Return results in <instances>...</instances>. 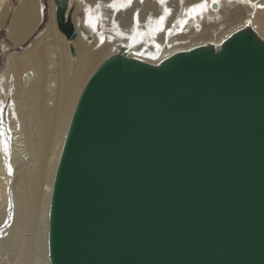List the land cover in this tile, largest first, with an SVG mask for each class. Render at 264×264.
I'll return each instance as SVG.
<instances>
[{"label":"water","instance_id":"1","mask_svg":"<svg viewBox=\"0 0 264 264\" xmlns=\"http://www.w3.org/2000/svg\"><path fill=\"white\" fill-rule=\"evenodd\" d=\"M54 1L72 42L76 4ZM49 256L264 264V39L245 28L159 64L121 47L94 73L55 178Z\"/></svg>","mask_w":264,"mask_h":264},{"label":"bare ground","instance_id":"2","mask_svg":"<svg viewBox=\"0 0 264 264\" xmlns=\"http://www.w3.org/2000/svg\"><path fill=\"white\" fill-rule=\"evenodd\" d=\"M49 1L52 10L47 31L26 50L12 51L8 55L0 82V264H51V201L73 114L91 77L109 58L120 54L121 47L126 48V54L131 58L159 64L176 53L194 49L184 47L186 45L180 42L187 37L191 25L200 30L198 33L204 38L200 42L203 46L221 47L234 32L245 28L253 29L264 39V0L261 4L258 1L260 6L255 0H246L252 8L241 7L245 11L238 15L240 22L235 30L232 28L222 36L212 31V37L209 36L211 32L206 34L202 30V22L213 19L216 22L217 18H223L225 9L235 0H197L193 7L205 6L195 11L182 8L178 19H175L176 24L171 27L160 21V25L156 24L159 14L150 18L153 19L151 23L142 21L140 15H134L131 16V24L119 26L120 33L103 32L106 26L111 25L112 14L102 11L100 15L90 16L92 25L98 30L91 35V40L77 21L79 8L76 1L70 0L71 7L76 4L73 21L79 29L78 38L72 42L59 30L57 5L54 0ZM91 1L107 3L110 0ZM11 2L0 0V7L5 9L0 14V30L7 18L6 7ZM41 4V0H22L17 7L8 27L9 38L16 44L21 45L39 25ZM215 4L217 9L213 8ZM165 27L163 33L158 32Z\"/></svg>","mask_w":264,"mask_h":264},{"label":"rangeland","instance_id":"3","mask_svg":"<svg viewBox=\"0 0 264 264\" xmlns=\"http://www.w3.org/2000/svg\"><path fill=\"white\" fill-rule=\"evenodd\" d=\"M41 1H42V4H41L42 8L40 7L42 9L41 10V14H42L41 21H40L39 25L36 27V29L32 31L33 35H31L32 34L31 33L30 36H28V38L24 42H22L21 45L16 44L13 40H11L9 38V35H8L9 28L8 27L11 24V21L13 19L14 14L17 13L16 12L17 7L20 5L22 0H12V2L9 3V7H6V8H8L7 9V18H6V21L3 23L2 29L0 30V82L2 79V75L6 69L8 55L12 51L21 52V51L26 50L30 46V44L32 45L36 41V38H39V36L41 34H43L45 31H47L49 23L51 21L50 17H51L52 6H51V4H50L51 2L49 0H41ZM75 1H76L77 6H78L77 9L79 8L77 11V21L79 22L80 27L86 33H88L90 35H92V34L94 35L98 32V30L96 27H94L92 25V22L90 21V16H93L96 13H98L100 15L102 13V11L104 13L106 12L107 14L109 13L110 15L112 14L110 16L111 25L109 24L108 26H106V28L104 29L105 31H103V32H106V33L117 32L118 33L119 29H120L119 26L122 25L123 27L124 26L126 27L127 26L126 24H131V22H132L131 18H133L131 16H134V15L136 16L137 14H138L137 16L140 15L142 17V21L148 20L147 21L148 23L149 22L151 23V21H153V19H150L151 17L152 18L156 17L159 14V15L164 17V20L161 21L160 18H159V20H156L157 25H160V23H158L160 21V22H162V24H165L166 26L168 25V27L174 26L176 24V20L178 19L179 15L182 11V8L188 7V9L190 10L193 8L192 4H194L200 0H198V1L197 0H183V2H181V0H164L163 3H161L160 0H131L130 3H128V0H116L117 7L115 9L109 6L110 4L113 3V0H110L107 3L101 2L102 4L100 3V1H96V2L91 1V0H75ZM211 1H213V0H211ZM258 1L260 2V4L263 3L262 0H255V3H258ZM124 2L125 3L127 2V3L124 4ZM232 2L235 4L231 3L232 6H229V5L227 6V8L225 9V12L223 13L224 14L223 18H217L216 19L218 22L217 21L215 22L214 19L211 21L202 22L204 25L209 24L206 27L205 26L202 27L203 26V24H202L201 28H202V30H204V32H206V34L211 32V34H209L210 37L214 36V34H213L214 32L212 33V31H215L218 36H222V35L228 33L229 31H231L232 28H233L232 30H235V27L238 26L237 23L240 22V21H238V20H240L238 15L240 16L241 12L245 11L242 8H244V7L245 8H247V7L252 8L250 3L246 2V0L245 1L241 0L240 2L235 0V2L234 1H232ZM260 4H259V6H260ZM105 6H107V8ZM3 9H4V7H0V14H2ZM239 10H240V13H238ZM254 11H255V8H254ZM252 12H253V10H252ZM236 13H238V14H237V17L235 16V18H236L235 19L233 17V15ZM225 16H228L229 21H228V19H226L227 17H225ZM225 19L227 20L226 21L227 23L226 22L224 23ZM125 20H127V21H125ZM125 22H127V23H125ZM219 22L221 23V25ZM214 23L218 24L220 27L218 25H217L218 27L215 26L216 24H214ZM210 24H211V26H210ZM222 24H226V25H222ZM194 27H195V25H191V27L187 33L188 34L187 37L184 38L185 40L180 41L182 44L184 43L186 45L184 47L189 46V47H193L195 49L197 47L203 46L200 42H202L204 40V38H203V36L200 35V33H198L200 30L197 29L196 27L195 28ZM210 28H212L213 30ZM216 28L217 29L219 28V29L217 30ZM222 28H226V29L223 30ZM165 29H166V27L164 29L159 30L158 32L160 33L162 31V33H163ZM194 34L197 35L198 37L196 36L195 38H193L195 36ZM202 38H203V40H202ZM186 42H187V44H186ZM194 43L195 44L199 43V44L195 45ZM119 46H118V48H119ZM10 100H11V98H10ZM9 105H10V103L7 105V107L4 111L5 114L7 113L6 111L9 107Z\"/></svg>","mask_w":264,"mask_h":264},{"label":"snow or ice","instance_id":"4","mask_svg":"<svg viewBox=\"0 0 264 264\" xmlns=\"http://www.w3.org/2000/svg\"><path fill=\"white\" fill-rule=\"evenodd\" d=\"M130 2H131V0H128V3H130ZM160 2L163 3L164 0H160ZM181 2H183V0H181ZM214 2H215V0H214ZM109 6L115 9L117 7L116 0H113V3L110 4ZM204 6H205L204 4L195 5L192 9H190V11H195L196 8H203ZM160 20L163 21L164 20V17L163 16L160 17ZM9 172H11V169H9Z\"/></svg>","mask_w":264,"mask_h":264}]
</instances>
